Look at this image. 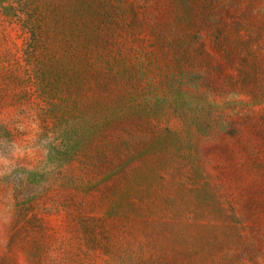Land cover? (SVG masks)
I'll list each match as a JSON object with an SVG mask.
<instances>
[{
	"label": "rangeland",
	"instance_id": "obj_1",
	"mask_svg": "<svg viewBox=\"0 0 264 264\" xmlns=\"http://www.w3.org/2000/svg\"><path fill=\"white\" fill-rule=\"evenodd\" d=\"M0 264H264V0H0Z\"/></svg>",
	"mask_w": 264,
	"mask_h": 264
}]
</instances>
